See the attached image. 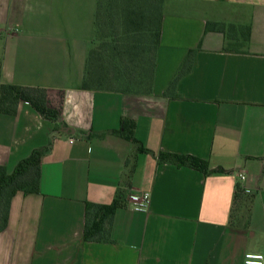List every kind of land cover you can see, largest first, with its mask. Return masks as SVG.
Segmentation results:
<instances>
[{
	"label": "crops",
	"instance_id": "0c3cea01",
	"mask_svg": "<svg viewBox=\"0 0 264 264\" xmlns=\"http://www.w3.org/2000/svg\"><path fill=\"white\" fill-rule=\"evenodd\" d=\"M97 5L0 0V80L45 88L61 112L47 118L27 101L0 112V165L12 172L45 149L40 191L11 200L0 264H244L264 253V0H165L141 92L84 85ZM208 22L250 25L247 48L227 49ZM123 118L146 150L115 132ZM161 151L223 171L161 162ZM139 190L147 210L131 205ZM117 195L105 236L85 240L87 203Z\"/></svg>",
	"mask_w": 264,
	"mask_h": 264
},
{
	"label": "trees",
	"instance_id": "16d2710c",
	"mask_svg": "<svg viewBox=\"0 0 264 264\" xmlns=\"http://www.w3.org/2000/svg\"><path fill=\"white\" fill-rule=\"evenodd\" d=\"M163 1L164 0H98L96 15L97 33L100 31L102 32V21H99L100 16H109V24L112 31L114 30L116 34L115 36L118 38L120 34L125 35V40L129 42L127 43V47H132L134 49L141 48L142 51L144 49L143 57L148 53L149 60L152 62L154 60L153 52L157 50L160 42L163 19ZM206 29L225 33L227 49H234L237 51L243 50L247 48L250 42V25L208 22ZM148 36L151 38V41L149 42L150 44L144 46L143 39L148 38ZM116 37H113L111 42L102 41L99 48L98 46L91 48L87 58L84 85L115 89L118 81L116 80V76L114 75L113 78L110 76V73H113L114 69H118V72L121 71L119 69L120 66L114 61L118 60L123 62V55L118 52L122 46H119L120 41H118ZM108 46H110L111 52L108 50ZM145 48H148V51H146ZM96 49L99 50L96 52V55H94L95 64H99L102 59H105V64H99L101 69L100 76L98 79L92 80L93 75H89L90 64L94 62L92 53L94 54V52L97 51ZM192 52L194 51L189 52V56H187V59L183 63V68L179 71L175 79L188 70ZM110 67H112V69H110ZM123 71L126 72L125 70ZM103 76H107V80L102 79ZM126 79L128 83L133 82V79L130 80L131 78L129 77H126ZM21 101H28L38 112L47 118L57 119L60 117V109L49 104L45 88L23 86L0 80V112L15 114ZM115 132L131 140L135 146V152L146 150L143 144L135 137V121L133 119L123 118L121 128L115 130ZM44 151V148L33 150L29 156L18 162L12 172H9L5 165H0V232L7 227L13 196L18 191H23L24 193L40 191V165ZM158 159L161 162H171L176 165H188L205 173L223 171V168L220 167L211 169L207 160L193 154L161 151L158 154ZM134 162L135 159L128 160V163L131 164L130 173L133 172L135 165ZM241 191L242 189L238 184L236 197H238ZM121 200L120 195H117L114 201L110 204L87 203V219L84 229L85 240H91L94 238L101 239L105 236L106 224L110 223L113 219L116 209L122 203Z\"/></svg>",
	"mask_w": 264,
	"mask_h": 264
},
{
	"label": "rangeland",
	"instance_id": "374dc122",
	"mask_svg": "<svg viewBox=\"0 0 264 264\" xmlns=\"http://www.w3.org/2000/svg\"><path fill=\"white\" fill-rule=\"evenodd\" d=\"M165 0L162 3V9H163V5H164ZM109 16L104 15V16H100V22L102 21V32H98L96 31V42L94 39L93 42V47H96L101 45L102 41H108L111 42V40L113 39V37H116L114 30L112 31V28L109 24ZM118 36V34H117ZM97 37H98V41H97ZM116 39H118V41H120L119 46H122L120 50H118L119 53H121L123 55V62H120L118 60L114 61L116 62L119 66H120V70L118 72V69H114L113 71V77L114 75L118 77L116 78V80L118 81L116 83L115 88L116 89H120V90H129V91H146L148 89V84H147V66L149 63L148 61V53H146L145 56L147 57H143L144 56V49L143 51L141 50V48H129L127 47V43H129L126 39V36L123 34H120L119 37ZM133 39V38H132ZM100 41V42H99ZM144 46H146L147 44H150L149 42L151 41V38L148 36V38H144ZM131 42V41H130ZM100 43V44H99ZM143 46V47H144ZM92 47V48H93ZM102 49V48H101ZM97 51L94 52V54L92 53V58L94 59V62H92V64H90V72L89 75H93V79L92 80H96L99 78L100 76V65L105 64V59H102L100 61L99 64H95V58L94 55H96V52H98L99 49H96ZM108 50H110L111 52V48L110 46H108ZM146 51H148V48H145ZM116 53V52H113ZM108 58V57H107ZM98 66V68H97ZM122 67V68H121ZM110 69H112V67H110ZM123 70H125L126 72H124ZM126 77L129 78H133V82L132 83H128ZM252 230H249V234H251Z\"/></svg>",
	"mask_w": 264,
	"mask_h": 264
},
{
	"label": "built area",
	"instance_id": "2783aa9c",
	"mask_svg": "<svg viewBox=\"0 0 264 264\" xmlns=\"http://www.w3.org/2000/svg\"><path fill=\"white\" fill-rule=\"evenodd\" d=\"M28 102V101H27ZM241 179L245 178V174L241 172ZM151 201V194L148 191L139 190L131 194V205L138 210H147ZM244 264H264V253L248 252L245 255Z\"/></svg>",
	"mask_w": 264,
	"mask_h": 264
}]
</instances>
